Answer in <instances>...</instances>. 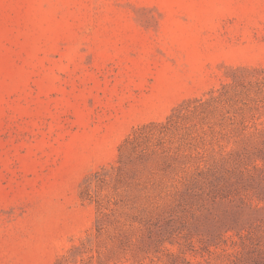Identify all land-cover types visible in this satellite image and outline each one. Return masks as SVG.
Wrapping results in <instances>:
<instances>
[{"label":"rangeland","instance_id":"obj_1","mask_svg":"<svg viewBox=\"0 0 264 264\" xmlns=\"http://www.w3.org/2000/svg\"><path fill=\"white\" fill-rule=\"evenodd\" d=\"M0 264H264V0H0Z\"/></svg>","mask_w":264,"mask_h":264}]
</instances>
